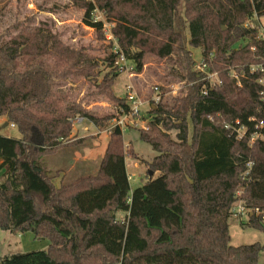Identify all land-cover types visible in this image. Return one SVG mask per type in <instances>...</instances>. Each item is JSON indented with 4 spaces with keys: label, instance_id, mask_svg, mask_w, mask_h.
I'll return each instance as SVG.
<instances>
[{
    "label": "trees",
    "instance_id": "trees-1",
    "mask_svg": "<svg viewBox=\"0 0 264 264\" xmlns=\"http://www.w3.org/2000/svg\"><path fill=\"white\" fill-rule=\"evenodd\" d=\"M70 1L85 11L82 22L99 40L105 23L97 13L113 23L118 50L110 43L111 71L94 95L116 113L100 116L62 89L97 80L99 61L85 49L69 47L33 19L15 22L7 41L0 37V117L21 134L0 136V229L50 242L46 251L13 254L0 264H260L264 245L233 247L229 221L244 188V227L264 231L263 74L250 73L264 62L257 38L264 0ZM188 45L202 49L220 85L196 70ZM146 54L173 60L172 76L184 83L182 95L150 108L148 127L139 130L158 153L147 166L159 175L131 189L126 162L138 157L113 126L97 174L56 187L41 161L67 146L75 119L105 129L129 112L127 99L112 90L121 74L116 63L124 56L140 74Z\"/></svg>",
    "mask_w": 264,
    "mask_h": 264
},
{
    "label": "rangeland",
    "instance_id": "rangeland-1",
    "mask_svg": "<svg viewBox=\"0 0 264 264\" xmlns=\"http://www.w3.org/2000/svg\"><path fill=\"white\" fill-rule=\"evenodd\" d=\"M184 11L185 3H182L180 6L182 16ZM84 13L82 8L70 0H0V37H4V41H7L9 39V36H6L7 32L16 33V31L10 30L15 22L33 19L35 25L48 27L53 33H57L69 47L85 49L88 54L93 55L99 61L97 80L69 81L65 83L62 89L69 93L74 100H83L88 109L95 111L100 116L113 115L116 113L115 106L110 104L105 97L94 95L98 91L96 85L101 83L104 76L111 71L108 64L105 63L106 57L111 53L110 43L115 44L112 51L117 52L116 41L110 32L113 23H108L101 13H97L98 20L105 23L103 31L105 38L99 40L96 32L83 24ZM259 23L261 27H264V18L260 19ZM186 36L187 39L190 38L188 30ZM239 46L240 44H237L235 49H238ZM187 49L192 54L197 70V66L203 61L202 49L193 48L190 45L187 46ZM121 66H124L125 71H123L124 73L121 72L114 82L112 88L114 95L121 99L126 98L127 89L131 87L139 100L146 103L138 117L133 119L136 123L129 124L123 133L125 143L133 147L138 157V159H127L130 185L131 189L134 190L143 186L149 179L159 175L158 173L151 174L150 168L147 166V162L153 161L158 153L140 139L139 132L140 129H147L148 127L151 119L149 113L151 101L158 94L162 95L164 101L179 97L183 93L184 83L172 76L178 71V65L173 60L162 59L153 54L145 55L144 68L140 74L135 73V64L132 61H125ZM118 72L120 73L119 70ZM156 88L158 91L155 90ZM85 124L84 127L73 125L70 141L66 142L67 146L57 154L47 156L41 161L42 167L53 178L56 187H60L62 184H70L78 177L92 174L90 173L91 170L78 173L77 169L80 167V163L75 165L72 170L69 165L73 158L89 156V160L95 159L96 162L97 159L101 161L103 158L114 122L105 129H97L93 125L90 127V122L87 120ZM169 134L172 139H176V131H171ZM82 135L86 136L80 138ZM0 136L21 138L17 128L8 127L5 129L3 124H0ZM253 141L251 140V143ZM117 219L123 221L125 215L118 214ZM248 220L246 215L240 219L231 218L229 221L233 247L257 243L264 245V231L244 227ZM49 246L48 240H34L30 233L25 234L22 241L19 235L0 229V259L13 254L46 251ZM259 262L264 264V250L260 253Z\"/></svg>",
    "mask_w": 264,
    "mask_h": 264
},
{
    "label": "built area",
    "instance_id": "built-area-1",
    "mask_svg": "<svg viewBox=\"0 0 264 264\" xmlns=\"http://www.w3.org/2000/svg\"><path fill=\"white\" fill-rule=\"evenodd\" d=\"M259 22V21H258ZM250 28H255V26L252 23L247 24ZM261 24L259 23V31H258V36L257 38L261 41H264V27L260 26ZM118 50V48H116V51ZM126 60V58L124 56H120L116 66L118 67L120 73L125 71L124 66H121V64H123ZM197 70L206 74L207 75V79H210L213 84L215 85H220L221 81L218 78V75L215 73H211L209 71V66L208 64L203 60L201 62V64H199L197 66ZM261 73L263 74V76L261 77V79L259 80V84H261L264 87V62L257 64V65H252L250 67V73L254 74V73ZM124 73V72H123ZM231 77L234 78L237 81V84L239 86H241V80L238 76V74L236 73V71H232L231 73ZM127 92V102L130 106V110L129 112H127L126 114L119 116L117 119H115L114 122V126H118L121 128L122 132L124 133L125 128H128L129 124H135L136 122L133 119H136L139 115V113L141 112V109L145 106V102L144 101H140L138 96L132 91V88L129 87ZM156 91H158V88L155 89ZM263 101H264V92H263ZM162 99V95L158 94L156 95L153 99H152V105L150 107H155L154 105L158 104ZM83 119H75L73 121V125H77L78 123H80ZM10 127L12 129L16 128V126L14 124H11ZM259 128L263 127V123H261L260 126H257ZM237 134H238V139H243L246 135V132L244 129L239 128L236 130ZM260 135L258 134V132L256 134H254L251 138V140H255L256 138H259ZM254 142V141H253ZM250 166V164H249ZM244 188H240V190L237 192L236 194V202L234 203L232 209H231V216L232 218H236V219H240L241 217L244 216H248V210L246 209L245 203L242 200V194H243Z\"/></svg>",
    "mask_w": 264,
    "mask_h": 264
},
{
    "label": "crops",
    "instance_id": "crops-1",
    "mask_svg": "<svg viewBox=\"0 0 264 264\" xmlns=\"http://www.w3.org/2000/svg\"><path fill=\"white\" fill-rule=\"evenodd\" d=\"M86 120H82L79 124H77L78 126H85L86 124ZM0 124H3V128H8L10 127V123L8 122L7 118L5 116H2L0 117ZM76 125V126H77ZM90 127H92V124L90 123ZM94 127V126H93ZM11 128V127H10ZM16 129V128H14ZM85 129V128H84ZM83 129V130H84ZM96 134H99V133H96ZM86 135H82L80 138H84ZM108 145V143H107ZM107 148V146H106ZM106 152V150H105ZM104 152V154H105ZM104 156V155H103ZM102 160V159H101ZM100 160L98 161L97 159V162L95 159H90L89 160V156H84V157H79V158H73V161L72 163H70V168L73 170V168L75 167V165H77L78 163H80V167L77 169L78 173H82V171H88V170H91L90 173L92 174H88V176H94L97 174L98 170H99V167H100ZM127 164V162H126ZM138 167V166H136ZM128 165H127V171H128ZM73 172H76V171H73ZM129 172V171H128ZM10 233V232H9ZM25 237V235H19V238L23 241V238ZM36 238H34L35 240Z\"/></svg>",
    "mask_w": 264,
    "mask_h": 264
},
{
    "label": "water",
    "instance_id": "water-1",
    "mask_svg": "<svg viewBox=\"0 0 264 264\" xmlns=\"http://www.w3.org/2000/svg\"><path fill=\"white\" fill-rule=\"evenodd\" d=\"M34 238H35V235L32 234V239H34Z\"/></svg>",
    "mask_w": 264,
    "mask_h": 264
}]
</instances>
